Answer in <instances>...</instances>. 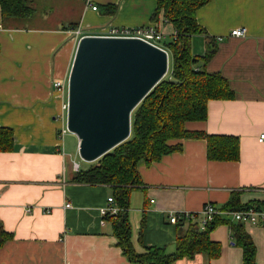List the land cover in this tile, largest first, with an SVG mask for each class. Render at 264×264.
<instances>
[{
	"label": "crops",
	"instance_id": "0c3cea01",
	"mask_svg": "<svg viewBox=\"0 0 264 264\" xmlns=\"http://www.w3.org/2000/svg\"><path fill=\"white\" fill-rule=\"evenodd\" d=\"M29 1L36 12L26 20L4 18L0 5V127L14 131L13 148L0 151V224L12 235L0 247V264H136L123 254L112 224L101 223L99 209L113 196L112 187L73 180L78 161L66 149V134L60 136L68 93L53 83L68 78L75 56L78 39L70 24L84 34L105 35L112 27L156 23L166 42L175 29L162 15L152 20L156 0ZM110 5L118 6L116 14L107 11ZM196 17L218 40L206 69L227 77L235 97L209 100L207 119L188 121L185 128L238 137L240 158L209 160L206 139L185 138L172 141L182 145L180 151L150 164L139 160L144 190L130 196L131 242L140 253L148 247L173 253L188 227L172 223L170 213H200L212 202L228 212L210 233L220 245L218 256L199 252L174 264H245L239 231L254 244V264H264V219L239 222L230 213L235 210L225 208L236 195L239 206L264 211V141L258 140L264 132V0H211ZM237 27L247 34L232 36ZM192 51H207L203 34L193 35ZM71 143L79 150V139L72 136Z\"/></svg>",
	"mask_w": 264,
	"mask_h": 264
},
{
	"label": "trees",
	"instance_id": "16d2710c",
	"mask_svg": "<svg viewBox=\"0 0 264 264\" xmlns=\"http://www.w3.org/2000/svg\"><path fill=\"white\" fill-rule=\"evenodd\" d=\"M157 7L152 20L158 21L162 15L165 22L172 24L176 36L165 42L173 55V67L132 111L131 135L121 144L94 161L88 168H81L74 174V182L86 184H106L112 187L115 203L121 211L108 213L105 217L112 224L113 233L118 236V245L123 254L136 264H174L183 258H193L205 252L209 259L219 254L220 245L211 240L210 233L219 223L218 217L200 227V215L189 220L181 219L178 226L187 225L181 234L173 253L165 248L148 247L137 252L131 242V225L127 216L131 193L143 188L138 170L141 159L150 164L163 155L180 151L176 139L201 138L207 141L209 160L237 161L240 158V139L231 135L209 134L202 131H189L188 121L205 120L208 116V102L212 99H231L235 92L229 79L221 72H208L206 64L218 50V40L209 35L196 17L199 8L211 0H156ZM4 18L29 19L36 10L29 0H0ZM107 11L116 14L118 6H107ZM76 26L70 24L67 28ZM66 28V29H67ZM203 34L207 38V51L204 55H194L193 35ZM14 131L0 127V151L13 148ZM252 205L239 206L236 195L225 206L229 210H241ZM236 208V209H235ZM240 230V229H239ZM238 241L245 251V264H254L255 248L251 238L239 231ZM11 233L3 230L0 224V247L11 238Z\"/></svg>",
	"mask_w": 264,
	"mask_h": 264
},
{
	"label": "water",
	"instance_id": "95a60500",
	"mask_svg": "<svg viewBox=\"0 0 264 264\" xmlns=\"http://www.w3.org/2000/svg\"><path fill=\"white\" fill-rule=\"evenodd\" d=\"M169 54L133 37L86 34L68 78L69 131L83 160L94 162L131 135L132 111L167 75Z\"/></svg>",
	"mask_w": 264,
	"mask_h": 264
},
{
	"label": "built area",
	"instance_id": "2783aa9c",
	"mask_svg": "<svg viewBox=\"0 0 264 264\" xmlns=\"http://www.w3.org/2000/svg\"><path fill=\"white\" fill-rule=\"evenodd\" d=\"M93 9H97V6H93ZM73 32L75 33L78 41L82 36L86 35L83 33L81 29H74ZM230 34L235 37H243L247 34V32L245 27H237L232 29ZM105 35L116 36V37L139 38L166 50L169 54V51L165 46L167 34L156 23H151L148 25L138 26V27H122V28L112 27L109 29V31H107ZM176 35L177 34L175 32L173 37H175ZM68 78L65 80H55L53 83L54 87L57 88L62 93L65 92L68 93ZM63 108L67 115L68 103H65ZM67 132H68V128L67 125H65L60 131L61 138H63ZM258 140L259 142L264 141V132L259 135ZM73 165L76 171L80 169V164L78 162L75 161ZM71 206H72L71 203L65 204V207H71ZM99 210L103 217L101 223L105 224L107 221L105 218L107 214L116 213L120 210V208L116 205L113 196H111L108 198L107 205L101 207ZM48 212H50L49 209ZM225 213L228 212L216 207L212 202H208L205 204L204 208L201 210L200 213H194L189 211L171 212L169 216V220L172 223L176 224L179 223L181 219L189 220L190 218H194L196 215H201L200 227L203 229L208 223H211L215 218ZM230 213H232L234 219L239 222L256 224L259 222L260 219H264V211H261L254 206H249L241 210L232 211Z\"/></svg>",
	"mask_w": 264,
	"mask_h": 264
},
{
	"label": "rangeland",
	"instance_id": "374dc122",
	"mask_svg": "<svg viewBox=\"0 0 264 264\" xmlns=\"http://www.w3.org/2000/svg\"><path fill=\"white\" fill-rule=\"evenodd\" d=\"M169 53H170V55H169V67H170V65H172V63H173V55H172V53H171V51L169 50ZM168 75V74H167ZM68 133V134H67ZM66 133V136L64 137V139H65V144H66V149H68L69 150V152L71 153V155L75 158V159H77V161L80 163V165L82 166V165H84V164H86L88 161H85V160H83L82 159V157L80 156V153H79V150H78V147H76L75 145H73L72 143H71V137L72 136H74V137H76L77 139H78V136L75 134V133H73V132H71V131H69L68 130V132ZM114 198V197H113ZM122 209H120L119 211H121ZM118 211V212H119ZM118 212H116V213H112V214H117Z\"/></svg>",
	"mask_w": 264,
	"mask_h": 264
}]
</instances>
